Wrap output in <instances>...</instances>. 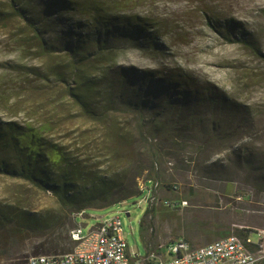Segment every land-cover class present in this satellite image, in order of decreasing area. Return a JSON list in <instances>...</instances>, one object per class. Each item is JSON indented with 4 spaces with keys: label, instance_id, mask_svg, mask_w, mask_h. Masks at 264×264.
<instances>
[{
    "label": "rangeland",
    "instance_id": "1",
    "mask_svg": "<svg viewBox=\"0 0 264 264\" xmlns=\"http://www.w3.org/2000/svg\"><path fill=\"white\" fill-rule=\"evenodd\" d=\"M128 14L150 18L160 29L159 52L125 47L113 61L91 58L76 64L64 51L43 54L37 46L28 21L21 18L0 22V120L49 126L46 136L67 147L74 156L103 163L114 157L103 125L90 122L68 94L83 76H95L90 103L97 110L107 105V81L116 69L183 72L199 87L215 85L235 104L249 111L233 123V135L220 142L212 133L189 130L185 140L160 157L161 200H187L186 208L171 210L158 204L146 219L154 248L178 238L198 247L221 238L220 233L247 228L252 238L264 235V181L253 165L237 163L236 152L264 159V0H140L132 2ZM0 10L10 11L8 0H0ZM207 15L208 18H205ZM234 21L231 34L246 32L253 47L228 41L208 23ZM223 27L222 26H219ZM93 78V77H92ZM87 87V86H86ZM126 121L119 112L111 113ZM149 115V114H148ZM211 135L213 139L209 140ZM226 135H220L221 138ZM224 143V144H223ZM228 147L229 149H226ZM124 148H119L122 155ZM118 157V155H116ZM121 157V156H119ZM124 157V156H123ZM108 164V163H107ZM263 164V162H262ZM104 167H107L105 165ZM101 166V169H106ZM143 180V179H142ZM140 180V181H142ZM170 188H168V186ZM147 182L146 187H151ZM147 189L140 195L105 208L85 210L84 232L107 218L120 217L131 253H148L141 231V220L149 207ZM0 207L16 214L58 215L56 200L23 180L0 175ZM56 235L53 229L26 228L18 221L0 229V264L26 262L42 252ZM147 241V239H146ZM71 245V244H70ZM59 253V252H58ZM61 253V252H60Z\"/></svg>",
    "mask_w": 264,
    "mask_h": 264
},
{
    "label": "trees",
    "instance_id": "2",
    "mask_svg": "<svg viewBox=\"0 0 264 264\" xmlns=\"http://www.w3.org/2000/svg\"><path fill=\"white\" fill-rule=\"evenodd\" d=\"M134 1L140 0H8L10 11L0 10V22L27 20L44 55L64 51L78 65L95 57L113 61L129 46L159 52L157 43L162 34L158 26L150 18L128 14ZM208 23L217 32L224 31L228 41L251 46L253 52L261 55L248 33L227 31L229 24L235 28L241 23L221 24L211 19ZM113 73L114 78L107 81V105L100 111L91 105L89 97L95 76H83L77 87L67 89L83 115L104 126L112 148L110 154L114 156L108 161L93 163L75 157L67 147L46 136L48 125L38 128L0 120V175L25 181L52 196L59 206L58 215L48 217L18 215L0 207V229L16 221L27 229H53L56 237L41 251L70 252L74 247L70 232L77 224V213L105 208L142 194L140 180L161 178L160 157L178 144L177 139L185 140L189 130L196 129L204 136L212 133L220 142H228L234 120L241 115L245 121L250 115L215 85L206 83L200 88L199 81L183 72L123 68ZM113 112L126 116V121L113 118ZM208 138L213 139L211 135ZM119 148H124L122 155L118 154ZM236 155L241 168L253 165L256 171L264 172V159L258 160L251 154ZM261 179L264 181V173ZM153 211V207H148L140 223L148 251L154 246L153 236L148 237L151 222L146 217ZM252 232L241 228L234 233L247 241ZM229 234L230 231L220 233L221 237ZM247 244L252 250L259 248L255 243Z\"/></svg>",
    "mask_w": 264,
    "mask_h": 264
},
{
    "label": "built area",
    "instance_id": "3",
    "mask_svg": "<svg viewBox=\"0 0 264 264\" xmlns=\"http://www.w3.org/2000/svg\"><path fill=\"white\" fill-rule=\"evenodd\" d=\"M147 182L152 186L146 187ZM142 191L147 189L149 207L163 204L171 210L186 208L187 200H161V183L156 180L140 181ZM85 218V211L76 217ZM84 223L76 224L70 237L74 247L63 254H39L31 256L24 264H264V235L255 241L250 234L247 241L235 233L221 237L208 244L194 247L185 238L151 247L145 256L131 253L120 217H111L91 226L84 232ZM259 245L257 250L247 243Z\"/></svg>",
    "mask_w": 264,
    "mask_h": 264
}]
</instances>
